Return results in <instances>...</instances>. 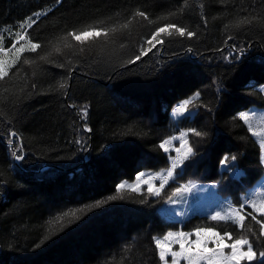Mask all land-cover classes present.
Here are the masks:
<instances>
[{"label": "trees", "instance_id": "obj_1", "mask_svg": "<svg viewBox=\"0 0 264 264\" xmlns=\"http://www.w3.org/2000/svg\"><path fill=\"white\" fill-rule=\"evenodd\" d=\"M245 18L251 23L238 24ZM169 23L196 35L146 43ZM88 25L107 36L63 39ZM4 26L18 36H6L0 51L24 37L40 47L0 78V264H162L154 238L196 228L230 233V244L249 239L251 264H261L264 236L252 216L264 215L249 206L242 229L208 214L167 218L159 206L181 183L212 181L239 206L264 175L261 145L239 117L264 107V0H0ZM196 93L194 116L175 122L174 106ZM181 128L206 135L188 134L195 155L175 180L159 195L118 190L143 170L169 168L176 150L161 145ZM233 155L239 174L221 163Z\"/></svg>", "mask_w": 264, "mask_h": 264}, {"label": "snow or ice", "instance_id": "obj_2", "mask_svg": "<svg viewBox=\"0 0 264 264\" xmlns=\"http://www.w3.org/2000/svg\"><path fill=\"white\" fill-rule=\"evenodd\" d=\"M37 14V18H38ZM135 15L145 17L146 14L143 12H137ZM170 15H175L170 14ZM31 19V18H29ZM32 23H35V20L31 21ZM130 23V21H129ZM244 23H251L250 20L245 18L244 20L238 21V24H244ZM31 26L30 24L28 25ZM21 28L24 27V25H20ZM122 28H127L128 23H125L124 25H121ZM169 29H174L175 31H170ZM111 31L115 32L116 28L113 27ZM104 33L105 36H107V31L103 28H101L99 31H97V28L93 25H88L87 29L84 31H81L79 34L75 31H70L67 33L66 36L63 37L65 41H67L68 37H73L76 41L83 42V39H87L93 36H100L101 33ZM161 33L166 34L167 36L171 37L173 35L178 36H185L188 37H194L196 35L193 31H187L186 27H178L175 24H166L164 27H157L155 32L152 33L151 39L146 41L147 44L151 45L152 47H155L156 44L163 43L162 40L157 39L161 35ZM231 38V37H229ZM155 41V43H153ZM13 47L15 45L13 44ZM40 47L38 44H33L31 46L32 50H35L36 48ZM57 52L60 51L59 47H56L55 49ZM20 51H23V48L17 50V54H19ZM83 51V49H81ZM148 51H151V47L148 49ZM141 54H145L144 49H141ZM243 53L241 52V55ZM140 56L137 55L135 57V60H139ZM135 60L129 61L130 63L135 62ZM25 63H30V61L25 60ZM7 67L3 63V61H0V78L7 76ZM65 85L61 84L60 87L63 88ZM261 91H264V87L261 88ZM196 97H199V93L195 94ZM191 103V99L183 101L176 109H174V112L177 114H182L188 110V105ZM83 115H87V109H82ZM239 117L245 121H248L249 117L247 113H239ZM90 131V129H89ZM191 133L197 137H201L206 135V133H203L201 131H198L195 128L188 129L186 132L181 133V137H187L188 134ZM255 134V133H254ZM10 136H16L17 134L15 132L9 133ZM174 139V138H173ZM168 141H164V143L161 145V147H164V144H167ZM184 143L187 145V141L184 140ZM260 144L262 150H264V136L260 139ZM167 150V149H166ZM195 155V152L193 151L191 146H187V150L184 152L183 157L179 159V163L177 159H173L171 162V167L166 170V175L162 171L161 173L155 174L152 178L155 179L157 177H160L162 179V182L160 183L159 188L153 189L151 186H149V193L153 195H159L161 190L165 187V184L168 182V180L174 178V172L177 167L180 166V164H183L184 160L189 159L191 156ZM17 160L23 159L22 155H17L15 157ZM236 160V156L233 155L231 157L225 156L224 159L221 161L222 165L224 167H228L232 162ZM144 175L143 173L140 174V176ZM139 179V176L137 177ZM127 182H123L117 186L118 190L123 189L126 186ZM191 183V182H189ZM131 187L134 191H139L138 187H134L132 185H128ZM183 188H187V185L182 186ZM182 189L177 188L174 191V195L179 193ZM253 198H244L239 206L233 205L230 202L226 203V206L222 209V211H216L213 215L210 216V219L213 221H230L234 225H236L238 228L244 227V221L246 219V216L242 214V210L246 206H250L256 213L264 215V191H261L260 193H252ZM116 197H110L109 199H115ZM102 202H97L95 206H100ZM248 215H252L251 213H248ZM65 216H76V211L72 210L69 212H65L62 215H59L56 219L62 220ZM252 219L256 221L257 224L260 226V235L264 236V221L262 220H256L255 216H252ZM195 235V240H191L190 237ZM231 239L230 233H225L223 236L220 235V233L216 232L212 228H196L192 232H172L169 231L165 234V236L160 238H154V243L159 250V258L163 262V264H168L167 257L171 256L172 258V264H179L180 259H185L186 264H241L242 261H248L249 264L255 259H257V253L253 249V245L249 239L246 238H240L234 240L231 244H225V238ZM257 240H259V237H257ZM212 242L214 243L213 248H209L208 244ZM172 244H179V250L173 251L172 250ZM246 247V251L244 250ZM225 248H229L230 252L226 253ZM259 258L261 261V264H264V251L259 252Z\"/></svg>", "mask_w": 264, "mask_h": 264}, {"label": "rangeland", "instance_id": "obj_3", "mask_svg": "<svg viewBox=\"0 0 264 264\" xmlns=\"http://www.w3.org/2000/svg\"><path fill=\"white\" fill-rule=\"evenodd\" d=\"M6 36H12V37L16 38L18 36V34L17 33L14 34L9 26L1 27L0 28V41L1 42L5 41ZM20 39H17L13 43L15 45V47H13V45H12L10 48H3L2 51H0V52H3V53H0V57L3 56L2 58H0V61H3V63L7 67V71L9 69V67L11 65H13L18 60V58L20 57V55L23 52H25L27 50H31L32 49L31 46L33 44H36L34 41L28 39L27 37L20 38ZM21 48H23V51H20L19 54H17V50L21 49ZM6 53H7V55H6ZM4 55H6V56H4ZM262 87H264V85L259 86L260 89ZM263 93H264V91H263ZM197 98L198 97H196V95H193L192 97L186 98V99L180 101L178 104H176V106L173 108V110L171 112L175 122H179V120L181 118H183L184 116H191V117L194 116L195 111L189 109V105L191 103L188 105V110L182 114L175 113L174 109H176L185 100L191 99V102H193ZM241 112L248 114L249 119H248V121L244 120V123L248 126L251 133L254 135V137L257 139V141L260 144V139L262 136H264V107H261L258 105H252L248 109H245ZM186 131H187L186 129L182 128L179 130V132L175 133L171 137H168L164 140V141H168V143L164 144V147H163L165 150L167 149L166 150L167 152H171L172 150H176V155L171 157V159L172 160L177 159L178 163H179V159L183 157L184 152L187 150V146H189L188 142H187V145L184 143V140L187 141V137H183V138L181 137V133L186 132ZM164 141L162 142V144L164 143ZM262 158L264 161V150H262ZM184 163H185V160H184L183 164H180V166L177 168H183ZM229 166L227 167L228 169H230ZM170 167H171V164H170L169 168ZM169 168H167V169H169ZM167 169H164V170H161L158 172H152V171L150 172L148 170H143L142 172L137 174V177L139 176V179H137V177L135 180L124 179L119 184H121L123 182H127L126 187H129L128 185H132L134 187H138L139 190L144 186H147L148 188H149V186H151L153 189H156V188H159L160 183L162 182V179L160 177L153 179L152 177L155 176V174H157V173H161L162 171L166 175ZM234 172L239 173L240 170L237 168V169H234ZM141 173H143L144 175L140 176ZM174 179H175V172H174V178L168 180V182L165 184V186H167ZM184 185H180L179 187H177V188H181L182 190L179 193L173 195L170 199H168L166 202H164L163 204H161L159 206V212L162 215L166 216L167 218L170 217L171 219H176L178 217H185L190 213H191V215L196 214V213H200V214H208L211 216L216 211H222V209L226 206V203H228V202L231 203L230 197L229 196H221L217 192L215 186H211V185L201 183V184L187 185V188L185 189L182 187ZM261 191H264V175L253 185V187L251 189L248 190V192L244 195V198L248 197V198L255 199V197L252 196V193L253 192L260 193ZM197 200L198 201L201 200V201L194 208L193 204L196 203ZM185 202L187 203L186 207H188V205H189V209H187V210L183 208V204H185ZM242 214L244 215L243 210H242ZM178 231H181V230H177V231H173V232L175 233ZM215 231L218 232L217 230H215ZM168 232L169 231H167L166 233H168ZM166 233H164L160 236H157L156 238L162 239ZM185 233H187V232H185ZM220 235L223 236L224 234L220 233ZM195 238H196L195 235L190 237L191 240H195ZM224 243L230 244L227 237L225 238ZM214 246L215 245L212 242H210L208 244L209 248H213ZM172 250L178 251L179 250V244H172ZM224 250L226 253H228L227 248H225ZM244 250L245 251L247 250L246 247ZM167 260H168V264H172L171 256H168ZM179 264H186V260L180 259ZM202 264H204V262H202Z\"/></svg>", "mask_w": 264, "mask_h": 264}, {"label": "crops", "instance_id": "obj_4", "mask_svg": "<svg viewBox=\"0 0 264 264\" xmlns=\"http://www.w3.org/2000/svg\"><path fill=\"white\" fill-rule=\"evenodd\" d=\"M199 203V201L197 200V202L195 203V206ZM195 208V207H194Z\"/></svg>", "mask_w": 264, "mask_h": 264}]
</instances>
